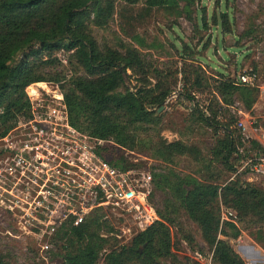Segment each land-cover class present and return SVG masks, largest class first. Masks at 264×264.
<instances>
[{
    "label": "rangeland",
    "instance_id": "1",
    "mask_svg": "<svg viewBox=\"0 0 264 264\" xmlns=\"http://www.w3.org/2000/svg\"><path fill=\"white\" fill-rule=\"evenodd\" d=\"M176 2L173 6L150 7L146 0H112L111 13L106 16L107 11L103 10L98 20L97 4H90L86 30L100 49L123 52L131 47L140 53L142 67L128 70L117 92H140L148 103L169 91L159 108L148 105L157 114L155 123L134 126L128 123L127 116L118 117L125 128L121 139L126 143L122 147L127 163L139 164L156 177L160 185L153 189L150 201L159 211L170 212L174 219L173 224L160 220L169 228L173 256L161 259L159 264H195L194 253L209 251L210 246L180 203L183 186L177 185L178 179L192 177L200 183L224 185L234 178L233 174L227 175L220 158L212 154L226 124L227 129H238L243 149L250 153L255 150L252 139L261 138L264 145V96L260 89L234 84L233 90L221 93L217 88L220 81L234 83L244 68L256 70L259 84L264 86V0ZM221 11L227 13L228 27L221 24ZM201 17L206 21L204 27ZM71 55L61 50L48 57L57 61L43 68L41 73L50 78L40 82L57 84L63 92L76 76L85 75ZM20 57L19 54L16 61ZM54 73L59 80L52 77ZM20 120L10 129L17 127ZM163 142L183 144L184 153L160 158ZM239 161L235 163L238 167ZM243 176L245 182L264 189V174L246 171ZM2 180L0 184L8 189V180ZM5 192L0 189V254L5 256V264H35V257L28 252L35 243L13 229L10 214L3 208L8 197ZM218 205L219 217L222 208L236 210L220 198ZM111 221L115 226L121 225L114 216ZM223 222H227L224 238L246 264H264V221L251 215L240 218L237 214L235 222ZM10 232L20 237H12ZM185 235H191L194 242L189 243ZM103 259L101 254L97 264H103Z\"/></svg>",
    "mask_w": 264,
    "mask_h": 264
},
{
    "label": "trees",
    "instance_id": "2",
    "mask_svg": "<svg viewBox=\"0 0 264 264\" xmlns=\"http://www.w3.org/2000/svg\"><path fill=\"white\" fill-rule=\"evenodd\" d=\"M90 4H97V20L103 10L108 16L113 9L112 0H0V127L5 133L19 119H28L26 86L50 78V75L45 76L41 72L57 59L48 57L61 50L71 52L85 75L76 76L72 86L70 83L63 91L70 123L92 136L111 141L101 148L110 164L119 168L133 167L135 164L126 161L122 147L126 142L121 139L125 128L118 117L127 116L128 123L134 126L155 123L157 114L148 105L159 108L169 91L165 90L148 103L140 92H117L125 82L127 71L142 67V58L131 47L123 52L99 48L86 30ZM146 4L150 7L173 6L177 2L146 0ZM219 14L222 26L228 27L226 11ZM201 21L203 27L206 26L204 17ZM217 23L215 19L214 24ZM19 54L21 57L16 61ZM55 74L52 77L59 80V75ZM217 88L222 93L235 87L233 82L220 81ZM202 119H205L203 113ZM228 127L226 124L225 133L216 141L212 154L220 158L227 175H232L238 168L237 161L263 148L252 139L250 142L255 150L250 153L248 149H243L238 129ZM160 146V158L182 154L185 147L176 142H163ZM240 149H243L244 155L239 152ZM244 173L246 171L236 174L224 185L200 183L192 177L178 179L177 185L183 186L180 203L210 246L214 264H246L224 238L227 234L223 230L227 222L220 221L219 198L236 209L240 218L251 215L264 221V189L245 182ZM164 182L170 184L167 179ZM159 185L154 176L153 189ZM155 209L166 223H174L170 212ZM115 232L111 220L106 219L101 211H95L79 228L72 230L71 237L63 245L50 253V260L57 264H97L104 253L103 264H159L161 259L173 256L170 231L163 222L156 221L135 233L122 246H118ZM185 239L189 243L194 242L191 235H185ZM5 261V256L0 254V264H5Z\"/></svg>",
    "mask_w": 264,
    "mask_h": 264
},
{
    "label": "built area",
    "instance_id": "3",
    "mask_svg": "<svg viewBox=\"0 0 264 264\" xmlns=\"http://www.w3.org/2000/svg\"><path fill=\"white\" fill-rule=\"evenodd\" d=\"M234 84L256 87L264 96V86L252 68L238 72ZM25 94L28 119H21L17 127L5 133L0 129V182L8 180V189L1 184L0 189L8 194L3 208L9 212L16 234L22 232L24 239L35 243L31 251L28 249L35 264H57L51 262L50 253L95 211H101L106 219L114 216L121 223L112 224L117 241L121 239L118 246L161 220L150 201L152 174L138 165L119 168L110 164L101 148L111 141L70 123L64 95L57 84L32 82L26 86ZM256 140L262 144L261 138ZM262 146V151L240 161L233 176L242 171L264 174ZM239 152L244 155L242 149ZM236 219L234 210L221 209V222ZM16 234L9 233L20 237ZM194 255L198 264H214L212 251H196Z\"/></svg>",
    "mask_w": 264,
    "mask_h": 264
},
{
    "label": "crops",
    "instance_id": "4",
    "mask_svg": "<svg viewBox=\"0 0 264 264\" xmlns=\"http://www.w3.org/2000/svg\"><path fill=\"white\" fill-rule=\"evenodd\" d=\"M260 140V139H259Z\"/></svg>",
    "mask_w": 264,
    "mask_h": 264
}]
</instances>
